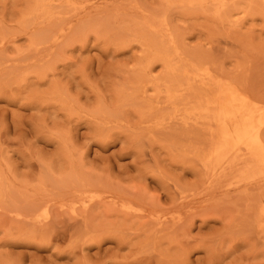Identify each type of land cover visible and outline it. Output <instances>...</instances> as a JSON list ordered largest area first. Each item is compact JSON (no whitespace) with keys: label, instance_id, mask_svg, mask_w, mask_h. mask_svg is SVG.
Masks as SVG:
<instances>
[{"label":"rangeland","instance_id":"rangeland-1","mask_svg":"<svg viewBox=\"0 0 264 264\" xmlns=\"http://www.w3.org/2000/svg\"><path fill=\"white\" fill-rule=\"evenodd\" d=\"M0 264H264V0H0Z\"/></svg>","mask_w":264,"mask_h":264}]
</instances>
